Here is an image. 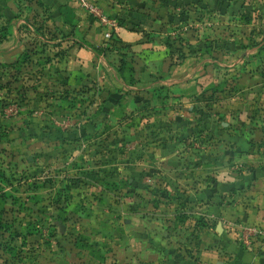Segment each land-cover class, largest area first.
Masks as SVG:
<instances>
[{
	"label": "crops",
	"instance_id": "0c3cea01",
	"mask_svg": "<svg viewBox=\"0 0 264 264\" xmlns=\"http://www.w3.org/2000/svg\"><path fill=\"white\" fill-rule=\"evenodd\" d=\"M92 1L119 20L113 41L105 40L101 25L77 0H41V4L0 0V72L17 76L21 62L34 57L29 51L33 49L29 33L23 35L22 29L32 22L30 13L46 9L48 16L40 26L58 30V47L66 52L57 59L62 68L57 79L63 78V83L52 84L54 78L42 76L48 88L74 93L75 99L73 108H68L69 99L58 101V109L44 106L40 115L77 127L71 133L58 134L61 142L53 151L51 143L45 145L47 161L43 164L51 172L57 171L61 190L58 207L48 205L46 223L39 224L38 232L45 239L29 249L20 247L29 252L23 262L13 259V251L0 247V264H264V247L247 249L229 239L230 232L220 224L216 232L208 226L214 219L231 222L233 233L244 225L264 226V164L259 160L264 151L255 153L236 145L230 149L223 143L215 151L201 149L184 155L171 146H152L149 141L158 140L162 134L143 130L151 123L158 129L162 124L182 121L191 114L196 97L223 86L218 66H227L221 61L238 59L241 65L248 57L235 47L230 52L231 43L240 45L241 39L222 38L223 28L244 30L251 23L264 25L259 15L264 14V0ZM226 72L243 74L240 66ZM60 107L64 112L58 117L54 112ZM114 118L122 128L101 131L110 128ZM135 120L142 126L138 138L144 144L137 150L138 160L124 159L121 178H117L111 159L97 166L94 158L103 156L101 159L106 160L108 155L118 154V149L112 148L113 141L135 143L137 137L129 128ZM10 121L13 132V118ZM14 130L20 136L16 139H36L33 130ZM232 135L231 140L241 137ZM54 136L41 132L40 137L46 142ZM81 157L88 161L84 169L76 164ZM230 159L235 168L247 160L251 170L242 177L227 174ZM82 171L87 173L84 182L94 178L95 186L103 189L116 183L138 190L123 198L121 204H114L110 192L105 191L102 198L113 206L102 212L100 199L93 201L96 197L89 196L83 200L79 194L76 184ZM214 171L216 179L211 186ZM148 179L154 182L152 189L157 188L154 193L144 185ZM82 200L94 203L93 209L90 205L83 208ZM211 205L213 213H208L206 208ZM6 217L11 226L0 233L15 230L13 211ZM102 218L106 222H100ZM28 232L30 242H34L36 227Z\"/></svg>",
	"mask_w": 264,
	"mask_h": 264
},
{
	"label": "rangeland",
	"instance_id": "374dc122",
	"mask_svg": "<svg viewBox=\"0 0 264 264\" xmlns=\"http://www.w3.org/2000/svg\"><path fill=\"white\" fill-rule=\"evenodd\" d=\"M89 1L93 2L92 0ZM43 8H45L44 5ZM45 10L30 13L32 22L29 23L30 25L27 26V29H22L23 35L29 33L27 36L31 39L33 47L29 51L38 60H34L33 57L21 62L19 65L20 72L17 74L22 76L13 75L10 77L9 72H0L3 74L0 76V230L4 228L9 230L8 227L11 225L9 220H7L8 217L5 218V215L12 211V227H15V230L11 231L12 233L9 231L0 233V247L4 250L13 251V259H19L20 262H23L29 253L25 250H19L20 247L27 246L29 249L31 245H36L38 240L41 242L45 239L42 237L43 235H40V231L38 232L39 228H41L39 224L46 223L45 216L47 211H49L48 205H51V208L55 209L61 200V190L57 182L58 173L56 170L51 172L43 164L47 161V157L44 154L46 153L44 152L46 151L45 145L51 143L50 148L53 151L59 146L58 143L61 142L58 134L71 133V129L76 127V125L70 122H60L56 117L49 118L48 120L46 116L41 117L40 115L41 110H45V108H42L44 106L57 107L58 109V101L64 102L69 99L68 108H73L72 101L75 99L74 93L67 92L62 94L61 91L48 88V83L43 79L42 75L46 74L45 76L49 75L50 78L55 79L50 80L52 84L63 83V78L57 79V74L62 69L59 66L60 61L57 59L66 52L58 47V41L61 39L59 31L40 26L42 25L41 21H44L48 16V12ZM259 15L264 20V14ZM251 24L254 25L255 23ZM251 24H249V28L244 30L238 28L231 29L230 27L223 28L221 35L224 37L222 38L236 40L237 37H240L241 39L239 41L240 45L232 42V40H228L232 42L231 45L233 46H231V49L229 48L230 52L238 48L242 55L244 53L248 57L241 60V65H239L240 61L238 59H223L221 63L227 67L218 66L220 69L218 72L221 75V79L219 78V80L222 81L223 86L205 91L196 97L194 107L189 110L191 114L183 117L182 121L172 122V125L162 124V127L158 129H156L157 127L153 123L143 127V130L151 132L153 135L156 133L162 134V137L158 140L149 141L152 146L154 143L160 144L162 147L171 146L173 151L177 152L178 150L179 154L184 155L201 149L215 151L218 145L222 144L223 146V143H225L226 148L230 149H233V145H236L241 149H249L255 153L264 151V25L259 24L261 25L259 27L258 24L254 26H251ZM244 40L246 42H242ZM217 46L219 47V45ZM48 59L52 62L51 66H49ZM179 61L181 62L180 59ZM235 66H240L243 72V74L241 73L242 76L238 74L233 75V72H226L227 69L234 68ZM6 71H9L8 67ZM27 74L33 76V79L26 76ZM24 85L26 86L24 87ZM21 86L23 87L22 89ZM20 104L30 106L21 107L19 106ZM56 111L54 113H57L58 117H60L59 112H64L62 107L59 108V111ZM183 112L185 113L187 110ZM11 118H13V132L12 126H10ZM38 118H41V120ZM65 120L70 121L68 118ZM113 120V125L110 128H102L101 131L104 129H109L110 132H115L117 129L120 130L122 125L119 124L118 118H114ZM31 125L33 127L30 128ZM15 127H19L22 132H25L26 129L33 130L32 136L36 137V139L33 141L29 140L28 142L27 140L23 141L21 138L16 139L19 135L16 134ZM129 128L133 135L137 137L136 141H133L135 143L122 144L121 141H113L112 148L118 149V154L108 155L106 160L101 159L103 156L94 158L97 166L111 159L114 165V176H117V178H121L124 159L129 158L134 163L139 159L137 150L144 144V141L138 138L139 132L142 131V126L138 121L135 120L131 123ZM41 132L44 134H55V138L45 142L40 137ZM231 133L241 135V137L238 138L239 140H231L233 137ZM101 143L102 141L99 140L97 144L100 148L101 146L99 145ZM128 147L136 149L126 152L127 150L125 151V149ZM125 153L128 155H125ZM210 155L212 159H216L215 153L210 152ZM261 156H263V159L259 158L260 164H264V155ZM87 162L86 158L81 157L80 162H76V164L78 168L82 166V169H84V166H87ZM248 163L246 160L245 162H241V166L235 168L236 164H234V160H228L226 165L227 174L237 173V176L242 177L246 170H251ZM213 173H211V181H209L211 186L215 184L213 180L216 179V171ZM80 174L78 173V183L76 184L79 194L83 196V200L89 199V196L92 199L96 197L93 201L100 199L99 201L102 202V205H100L102 212L113 206V204L108 202L109 200L103 199L105 191L110 192L114 204H121L123 198L136 194L138 190L137 188H121L116 183L111 184L110 188L103 189L97 185L95 186L96 182H92L94 178L91 182H84L86 180V172L82 171ZM146 184L144 185L151 193L157 190V188L152 189L154 184ZM167 193L169 192L167 191ZM9 199H13V201L11 200L12 203ZM49 201L52 203H49ZM81 205L86 209L91 208L89 205L92 206V209L94 207V203L92 204L88 201L83 202ZM212 206L206 208L208 213L212 210ZM211 213L213 212L211 211ZM99 221L106 222L104 218ZM219 224L230 232L229 239L238 245L241 244L238 238L241 233L239 230L233 233L231 222L227 221L223 223L222 221L219 223L216 219L208 221V226L213 232H216ZM34 227H36L37 236L34 242H30L31 238L29 239L28 231L34 229ZM2 255L3 253L0 255V261L3 260Z\"/></svg>",
	"mask_w": 264,
	"mask_h": 264
},
{
	"label": "built area",
	"instance_id": "2783aa9c",
	"mask_svg": "<svg viewBox=\"0 0 264 264\" xmlns=\"http://www.w3.org/2000/svg\"><path fill=\"white\" fill-rule=\"evenodd\" d=\"M77 2L101 25L106 41H113L119 28L118 20L107 15L103 9L89 0H77ZM147 183L153 185V180ZM239 242L247 249L264 247V226H244L240 228Z\"/></svg>",
	"mask_w": 264,
	"mask_h": 264
},
{
	"label": "water",
	"instance_id": "95a60500",
	"mask_svg": "<svg viewBox=\"0 0 264 264\" xmlns=\"http://www.w3.org/2000/svg\"><path fill=\"white\" fill-rule=\"evenodd\" d=\"M64 229H65V227L64 226H61V231L62 232H64Z\"/></svg>",
	"mask_w": 264,
	"mask_h": 264
},
{
	"label": "trees",
	"instance_id": "16d2710c",
	"mask_svg": "<svg viewBox=\"0 0 264 264\" xmlns=\"http://www.w3.org/2000/svg\"><path fill=\"white\" fill-rule=\"evenodd\" d=\"M31 1H37L39 4H41L40 0H31Z\"/></svg>",
	"mask_w": 264,
	"mask_h": 264
}]
</instances>
